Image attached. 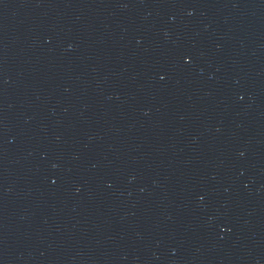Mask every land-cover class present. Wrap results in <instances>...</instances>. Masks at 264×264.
<instances>
[{"label":"water","instance_id":"water-1","mask_svg":"<svg viewBox=\"0 0 264 264\" xmlns=\"http://www.w3.org/2000/svg\"><path fill=\"white\" fill-rule=\"evenodd\" d=\"M0 264H264V0H0Z\"/></svg>","mask_w":264,"mask_h":264}]
</instances>
